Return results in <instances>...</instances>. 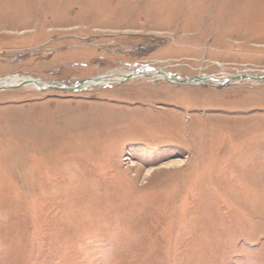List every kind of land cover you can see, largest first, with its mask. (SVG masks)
<instances>
[{"label":"rangeland","instance_id":"374dc122","mask_svg":"<svg viewBox=\"0 0 264 264\" xmlns=\"http://www.w3.org/2000/svg\"><path fill=\"white\" fill-rule=\"evenodd\" d=\"M239 75L264 0H0V264H264V79Z\"/></svg>","mask_w":264,"mask_h":264},{"label":"water","instance_id":"95a60500","mask_svg":"<svg viewBox=\"0 0 264 264\" xmlns=\"http://www.w3.org/2000/svg\"><path fill=\"white\" fill-rule=\"evenodd\" d=\"M136 74L138 75H141V73L139 71H135L133 72L132 74L128 75V76H123L124 77V80H127L131 77H134ZM161 76L164 78V80L168 81V82H176L177 80V77L174 76V75H171V74H167L165 76V73L164 72H161L160 73ZM264 79V75H260V76H257V75H251V76H244V75H239V76H236V77H233L231 79H228L226 80V84H228V82H239L240 80H249V81H260V80H263ZM86 81H80L78 82V84H82V83H85ZM179 82V81H178ZM181 83H205V78L203 77H199V78H195V79H192V80H180ZM32 83V82H31ZM25 84H30V82H22L20 85H25ZM2 88H0L1 90Z\"/></svg>","mask_w":264,"mask_h":264},{"label":"bare ground","instance_id":"6f19581e","mask_svg":"<svg viewBox=\"0 0 264 264\" xmlns=\"http://www.w3.org/2000/svg\"><path fill=\"white\" fill-rule=\"evenodd\" d=\"M144 69H147V70H150L149 68H144ZM152 75H160L161 76V74L159 73V72H153V74ZM165 76H166V74H165ZM18 79V77H16L15 76V78L13 77L12 79L11 78H9V79H3L2 80V82L0 83V86H3V85H5V86H9V84L10 83H14V82H17V81H20L19 79ZM124 79V77L122 76V79H108V78H103V80L102 79H97V80H91V82H89L91 85H100V84H106V83H109V82H111V81H115V82H120V80H123ZM26 80V79H25ZM27 82L29 81V80H26ZM32 82V81H31ZM30 82V83H31ZM88 83V82H87ZM88 83V84H89ZM229 83V82H228ZM32 84V83H31ZM11 86V85H10ZM82 87H86V82L84 83V84H82ZM1 88V87H0ZM175 163V162H174ZM173 163V164H174Z\"/></svg>","mask_w":264,"mask_h":264}]
</instances>
